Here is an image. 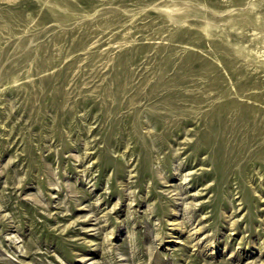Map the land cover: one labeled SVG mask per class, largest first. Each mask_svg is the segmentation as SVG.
<instances>
[{
    "label": "rangeland",
    "instance_id": "374dc122",
    "mask_svg": "<svg viewBox=\"0 0 264 264\" xmlns=\"http://www.w3.org/2000/svg\"><path fill=\"white\" fill-rule=\"evenodd\" d=\"M0 264H264V0H0Z\"/></svg>",
    "mask_w": 264,
    "mask_h": 264
}]
</instances>
